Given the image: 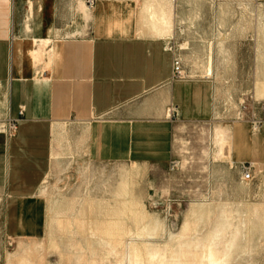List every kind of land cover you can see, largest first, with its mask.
<instances>
[{"label": "crops", "instance_id": "crops-1", "mask_svg": "<svg viewBox=\"0 0 264 264\" xmlns=\"http://www.w3.org/2000/svg\"><path fill=\"white\" fill-rule=\"evenodd\" d=\"M179 2L0 0V120L18 122L10 135L0 133L7 238L46 234L40 189L61 126L91 163L161 168L172 163L182 127L215 120L214 83L190 75L180 53L186 49L168 44ZM175 54L186 81L172 80ZM208 136L219 149L214 160L239 171L264 167V122L254 131L236 119Z\"/></svg>", "mask_w": 264, "mask_h": 264}, {"label": "rangeland", "instance_id": "rangeland-1", "mask_svg": "<svg viewBox=\"0 0 264 264\" xmlns=\"http://www.w3.org/2000/svg\"><path fill=\"white\" fill-rule=\"evenodd\" d=\"M179 1L168 44H185L190 75L214 83L215 120L182 127L172 163L161 168L91 163L61 126L40 189L46 234L7 238L0 194V264H264V167L242 181L214 160L219 149L208 136L264 103V3Z\"/></svg>", "mask_w": 264, "mask_h": 264}, {"label": "built area", "instance_id": "built-area-1", "mask_svg": "<svg viewBox=\"0 0 264 264\" xmlns=\"http://www.w3.org/2000/svg\"><path fill=\"white\" fill-rule=\"evenodd\" d=\"M189 73L185 69L182 58L175 54L173 59V70H172V80L173 81H186L189 79ZM242 115L237 120L248 122L252 130L257 131L261 128L263 120L259 118V115L264 114V103L258 105H252L251 107H243ZM17 121L11 119L0 120V133L4 135H10L15 131L17 126ZM255 167L251 164L241 165L240 173L242 181L251 182L254 179Z\"/></svg>", "mask_w": 264, "mask_h": 264}, {"label": "bare ground", "instance_id": "bare-ground-1", "mask_svg": "<svg viewBox=\"0 0 264 264\" xmlns=\"http://www.w3.org/2000/svg\"><path fill=\"white\" fill-rule=\"evenodd\" d=\"M180 49L181 50H185L186 49V45L184 44V45H181V47H180ZM263 92H264V90H263ZM259 95V94H258ZM124 182V181H123ZM121 189H120V191H121V193L119 194L120 196L121 195H123L124 193H125V190H126V185H125V183L124 184H122L121 186ZM117 193H119V192H117ZM128 193V192H127ZM124 195H126V194H124ZM118 196V195H117ZM106 209V208H105ZM109 214V213H108ZM107 214V215H108ZM103 215V214H102ZM110 216V215H109ZM109 218V217H108ZM111 218V217H110Z\"/></svg>", "mask_w": 264, "mask_h": 264}]
</instances>
